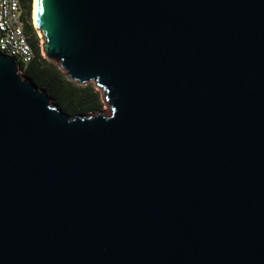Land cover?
I'll return each instance as SVG.
<instances>
[{
  "label": "water",
  "instance_id": "1",
  "mask_svg": "<svg viewBox=\"0 0 264 264\" xmlns=\"http://www.w3.org/2000/svg\"><path fill=\"white\" fill-rule=\"evenodd\" d=\"M74 115L0 51V264H264V0H39Z\"/></svg>",
  "mask_w": 264,
  "mask_h": 264
},
{
  "label": "trees",
  "instance_id": "2",
  "mask_svg": "<svg viewBox=\"0 0 264 264\" xmlns=\"http://www.w3.org/2000/svg\"><path fill=\"white\" fill-rule=\"evenodd\" d=\"M34 0H23L25 29L30 41L36 50V57L25 67L24 75L31 78L38 87L48 91L53 103L57 104L64 111L71 115L94 110L98 103L96 102L97 92H95V83L81 84L70 79L59 63L43 56L40 46V38L37 29L33 26L32 4Z\"/></svg>",
  "mask_w": 264,
  "mask_h": 264
},
{
  "label": "built area",
  "instance_id": "3",
  "mask_svg": "<svg viewBox=\"0 0 264 264\" xmlns=\"http://www.w3.org/2000/svg\"><path fill=\"white\" fill-rule=\"evenodd\" d=\"M22 4L23 0H0V51L16 59L20 73L36 57L25 29Z\"/></svg>",
  "mask_w": 264,
  "mask_h": 264
},
{
  "label": "rangeland",
  "instance_id": "4",
  "mask_svg": "<svg viewBox=\"0 0 264 264\" xmlns=\"http://www.w3.org/2000/svg\"><path fill=\"white\" fill-rule=\"evenodd\" d=\"M34 3H35V0H34V2L32 4V20H31V22L33 23V26L37 29V32H38V35H39V38H40V46L42 48V52L41 53L43 54V56L48 57L45 54V50H44V39H43L44 35H43L42 32L39 31V29L36 27V25L34 23V20H35L34 19V14H33ZM21 74H22V76H24V73L21 72ZM94 87H95V92H97L96 93L97 94V96H96L97 101L96 102L98 103V105H97V107L94 110L88 111V113H86V114L91 115V114H97V113L105 112L106 114L109 115L110 112H111L110 111L111 109H110V106H109L108 101L106 99L104 90L101 89V87L97 86L96 83H95Z\"/></svg>",
  "mask_w": 264,
  "mask_h": 264
},
{
  "label": "bare ground",
  "instance_id": "5",
  "mask_svg": "<svg viewBox=\"0 0 264 264\" xmlns=\"http://www.w3.org/2000/svg\"><path fill=\"white\" fill-rule=\"evenodd\" d=\"M38 4H39V0H35L33 14H34V19H35L34 23H35L36 27L39 29V25H38V20H39Z\"/></svg>",
  "mask_w": 264,
  "mask_h": 264
}]
</instances>
